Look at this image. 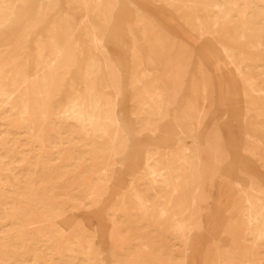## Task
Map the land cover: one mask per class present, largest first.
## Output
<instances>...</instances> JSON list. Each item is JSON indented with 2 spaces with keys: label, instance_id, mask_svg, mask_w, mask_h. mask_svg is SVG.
<instances>
[{
  "label": "rangeland",
  "instance_id": "374dc122",
  "mask_svg": "<svg viewBox=\"0 0 264 264\" xmlns=\"http://www.w3.org/2000/svg\"><path fill=\"white\" fill-rule=\"evenodd\" d=\"M5 2L0 264H264V235L244 223L249 195L264 198V0ZM80 25L99 41L83 37L77 64L61 69L51 114L33 96L24 108V74L54 64L59 34L79 40ZM90 53L108 72L118 123L106 131L66 111L91 82L101 92L80 71ZM155 88L162 108H144ZM183 150L190 186L171 193L180 174L166 164Z\"/></svg>",
  "mask_w": 264,
  "mask_h": 264
},
{
  "label": "bare ground",
  "instance_id": "6f19581e",
  "mask_svg": "<svg viewBox=\"0 0 264 264\" xmlns=\"http://www.w3.org/2000/svg\"><path fill=\"white\" fill-rule=\"evenodd\" d=\"M87 6L89 7V5ZM5 10L10 11L12 9L7 5L5 0H0V17H1V14L5 12ZM59 35L61 39L59 42H56L57 60L55 61V63L54 64L47 63L38 72L35 71V69H33V72L27 71L23 76L24 78L23 88L21 91L24 92V93L22 92L24 95L23 96L24 99H23L22 105L24 106V108H27L28 110L31 109L32 105H31L30 97L33 96L35 99V104L38 108L39 114L43 117L48 114H51L54 108V105L56 104L54 91H58L64 88L60 84L62 80V75L60 73L61 69L64 67L67 69L73 68L74 65L77 64L78 59H80V57L82 56V53L81 51L78 50V48H79L80 43L84 42L83 37H91L93 43L99 41L96 30L93 29L90 32L86 30V28L82 25L78 27L79 40L73 38L72 30H68L66 32L64 31L60 33ZM40 57L41 56L39 55L38 58ZM101 65H102L101 59L96 57L93 53H90L89 57L82 62V66L80 69L82 75L88 78L89 77H99L100 78L99 86L101 88V92L97 91L95 83L91 82L89 84V89L87 91L78 92V94H76L75 99L70 100L66 105V111L69 117L76 119L78 122L81 123L83 127L86 124H90L96 131H106V129L109 126L116 125V122H117V120H114V117H113L114 110H113L112 103H110V101L108 100L109 98H106L105 96V93L110 90V85L107 81L108 72L106 73L101 72L100 74ZM1 69L2 68L0 67V70ZM113 74L115 73L113 72ZM154 90L144 89L143 93L147 97L146 102L144 103V108H147L148 103H153L158 109L162 108V101L161 102L159 101V99H161L162 97L160 94V91L157 88H155ZM104 100H106L105 103H104ZM106 107L109 109L107 112L103 111L104 108L106 110ZM185 151L187 152V150ZM185 151L183 150V152H180V153H183V156L175 155V158L170 162V164H166L167 169L175 170V172H178L180 174V177L178 178L176 182L173 180V178L170 179L171 180L170 187L173 190L171 193H174V191L176 190H180V191L184 189L186 190L190 186V183L185 182V177L190 173V171L193 168L191 167V163L189 161L190 159L187 158L185 155L186 153ZM147 164H149V162ZM151 173L153 172L151 171ZM191 180L193 181V186L195 187V191H196L195 195H197V191H199L198 189H199L200 183L203 180L202 172H201V164L199 167L195 168V172H193V175L191 176ZM132 188H133V185L131 186V189ZM142 199L143 198H141V200ZM247 203H248L249 209H248V213L245 216V220H244L247 235L253 236L255 238H261V237L263 238V235H264V198L263 197L259 198V197H255L254 195H249L247 199ZM182 204L185 205L186 211L188 212L192 211V204H194L193 201L188 202V200H184L183 198L179 202L175 201L172 198L169 200L168 205L172 207V210L179 211V209L180 210L182 209ZM177 214L178 212L176 213L175 217H177ZM56 230L55 232H57ZM217 261L219 260L217 259Z\"/></svg>",
  "mask_w": 264,
  "mask_h": 264
}]
</instances>
